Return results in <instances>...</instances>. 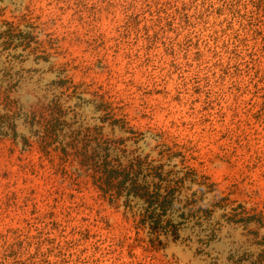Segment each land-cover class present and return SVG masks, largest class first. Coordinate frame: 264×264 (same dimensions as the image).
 Masks as SVG:
<instances>
[{"label": "rangeland", "instance_id": "374dc122", "mask_svg": "<svg viewBox=\"0 0 264 264\" xmlns=\"http://www.w3.org/2000/svg\"><path fill=\"white\" fill-rule=\"evenodd\" d=\"M52 127L133 129L205 183L178 237L149 239ZM263 244L264 0H0V264H264Z\"/></svg>", "mask_w": 264, "mask_h": 264}, {"label": "trees", "instance_id": "16d2710c", "mask_svg": "<svg viewBox=\"0 0 264 264\" xmlns=\"http://www.w3.org/2000/svg\"><path fill=\"white\" fill-rule=\"evenodd\" d=\"M54 103L49 102L43 107L55 117L52 108ZM31 114V115H30ZM26 113L22 115L23 123L29 127L37 124L35 113ZM53 115V116H52ZM58 118H53L57 121ZM49 121V120H48ZM16 125H11V137L16 139L18 134L15 131ZM50 134L59 141V146H55L53 151H57L58 157L62 163L69 160L71 153L68 149V143L65 141L71 138L73 142H85L88 145L84 147L82 157L85 163L80 166H87L92 162L98 167L97 175H92L93 186L101 193L103 198L107 199L109 204L120 203L119 205L128 210L134 217H139L140 226L149 239H158L161 234L178 237L180 225L183 222L179 220L186 219V205L188 198H182L183 191L190 186H197L198 191H203L205 183L197 182L196 179H186L180 175L181 171L173 172L167 170L168 164L162 163L163 153L157 152L160 159H153L150 153H144L139 142H145L143 133H137L133 129L126 127H110L112 131L119 130L121 133L133 135L124 139L111 140L102 136V128H83L73 129L67 127L68 132H64L65 127H52ZM46 133V131H45ZM69 135V136H68ZM23 145H28V140L22 138ZM44 146L41 152L47 153V143L43 141ZM135 146L133 149H127V144ZM93 144V145H92ZM91 145V150L88 149ZM87 147V148H86ZM155 149V148H153ZM170 161V156L166 162ZM90 168V167H89ZM87 168V169H89ZM74 173H79L80 169L75 168ZM99 173V175H98ZM206 179V178H204ZM188 182V183H187ZM187 184L190 185L187 187ZM209 187V186H208ZM251 218L239 219V222H251ZM264 247V244H263ZM254 264H261L259 261Z\"/></svg>", "mask_w": 264, "mask_h": 264}]
</instances>
